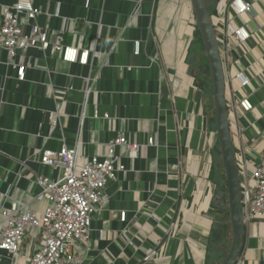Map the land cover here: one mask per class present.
Returning <instances> with one entry per match:
<instances>
[{
    "label": "crops",
    "instance_id": "crops-1",
    "mask_svg": "<svg viewBox=\"0 0 264 264\" xmlns=\"http://www.w3.org/2000/svg\"><path fill=\"white\" fill-rule=\"evenodd\" d=\"M47 1L37 0L48 7ZM51 1V12L62 3V16H41L39 21L61 28L63 17H70L65 42L79 45L84 36L83 44L92 46L98 37L102 55L92 65H80L29 50L25 56L32 66L27 80L19 81L16 69L7 64L0 35V207L18 202L22 210L45 211L48 200L35 175L57 177L59 170L40 164L39 151L75 141L81 127L83 77L98 75L83 127L85 156L106 154L109 142L122 133L142 144L153 137L154 143L143 146L138 159L117 148L124 170L118 169L106 188L107 199L93 217L89 243L75 245L82 263L219 264L227 251L209 259L208 249L216 224L223 223L216 207L224 205V172L212 92L206 95L191 71L197 29L191 0H94L90 7L86 0ZM208 1L213 20L227 23L225 31L232 32L229 24L244 25L251 34L235 47L234 55L251 80L247 91L254 107L236 113L230 125L238 161L257 163L264 156V0H247L252 7L239 16L231 0ZM72 18L77 33L70 29ZM138 40L141 52L135 54ZM49 81L60 88L71 84L75 91L56 103ZM95 108L101 113L98 118L93 117ZM53 110L60 115L59 127L51 125ZM124 210L127 217L122 221ZM227 235L220 239L225 247ZM42 242V230L30 228L18 264ZM155 248L161 252L145 260ZM11 261L9 253L0 255V264ZM236 264H264V218L246 224Z\"/></svg>",
    "mask_w": 264,
    "mask_h": 264
},
{
    "label": "built area",
    "instance_id": "built-area-1",
    "mask_svg": "<svg viewBox=\"0 0 264 264\" xmlns=\"http://www.w3.org/2000/svg\"><path fill=\"white\" fill-rule=\"evenodd\" d=\"M94 0H86L87 7L92 6ZM104 3L106 0H103ZM48 7L38 4L37 0H14L9 3L0 2V35L2 45L8 53L7 64L16 69V78L19 81L27 80V71L31 63L26 60L25 54L29 50H39L45 55L60 59L68 64L90 65L102 55L97 50L98 37L92 41V46L83 44L84 36L79 45L66 43L65 36L70 17H63L61 28L52 27L49 23L39 21L41 16H62V3L56 4L51 12V0ZM237 16L250 10L252 4L247 0H231ZM232 18H236L237 16ZM231 21V20H230ZM90 23V21H87ZM76 19H71L70 29L75 30ZM214 23V22H213ZM223 24V26H222ZM223 37L217 36L219 49L223 61L226 81V102L229 118L242 111H252L254 104L248 89L251 80L246 77L235 59V47L250 39V32L244 25L232 26V32L225 31L227 23L220 20ZM226 26V29H225ZM141 41H135L134 53L140 54ZM109 54V53H108ZM92 65V64H91ZM82 107L78 113L81 124L78 136L72 144L65 140L58 149L42 148L39 151L38 161L44 167L59 170L57 177L46 173L35 175V182L42 188V196L48 200V206L43 213L30 209L22 210L18 202L0 207V255L4 252L12 256L10 264H18L20 249L30 228H40L43 233L42 245L26 258L24 264H83L80 256L75 252L77 242L89 243L92 232V221L99 206L107 199L106 188L111 180L116 179L120 155L118 147H124L130 158L138 159L142 147L152 145L154 138L149 137L147 143L131 141L124 133L109 142L107 153L104 155L85 156L83 145V127L87 119V107L94 92L96 76H84ZM50 95L53 99H66L68 93L75 91L69 84L63 88L57 87L52 81L48 82ZM229 96V98H228ZM58 102V101H57ZM56 102V103H57ZM56 110L50 113L51 125L59 127L60 115ZM101 116L95 108L93 117ZM109 118V114L105 113ZM231 121V120H230ZM86 157V158H83ZM242 185L243 214L245 224L255 223L264 218V156L260 162L239 163ZM9 195L8 190L4 192ZM122 221L126 220L127 211H121ZM130 244H133L130 241ZM159 245V242L157 243ZM161 251L155 248L146 254L145 260L153 258ZM2 264V263H1Z\"/></svg>",
    "mask_w": 264,
    "mask_h": 264
},
{
    "label": "water",
    "instance_id": "water-1",
    "mask_svg": "<svg viewBox=\"0 0 264 264\" xmlns=\"http://www.w3.org/2000/svg\"><path fill=\"white\" fill-rule=\"evenodd\" d=\"M191 2L211 72L215 129L225 176L226 204L231 227V242L226 256L219 264H236L243 249L246 224L243 214L241 177L225 96L224 66L212 13L208 9L206 0H191ZM219 227L222 231L224 223H220Z\"/></svg>",
    "mask_w": 264,
    "mask_h": 264
},
{
    "label": "trees",
    "instance_id": "trees-1",
    "mask_svg": "<svg viewBox=\"0 0 264 264\" xmlns=\"http://www.w3.org/2000/svg\"><path fill=\"white\" fill-rule=\"evenodd\" d=\"M206 2H207L209 11L212 13L209 7V1L206 0ZM194 47H195L194 48L195 51L193 52V56L191 59V71L196 77L197 83L201 86L204 93L206 95H211V92H212L211 72H210L209 64L207 61L203 42L199 34L198 28L196 29ZM224 182H225V176H224ZM222 195H223V200L225 203L224 205L219 204L216 207V211L219 214L218 216L222 217L221 215H223V217L219 219L220 221H223L224 228L221 231L219 227V222L218 224H216L213 236L211 237V242L209 244V249H208L209 259H212V257L219 258L224 254V251H227V248L221 244L222 242L220 239L222 235L229 233L228 231L231 230V227H230V223H228L229 219H228V209H227V204H226L225 190Z\"/></svg>",
    "mask_w": 264,
    "mask_h": 264
},
{
    "label": "rangeland",
    "instance_id": "rangeland-1",
    "mask_svg": "<svg viewBox=\"0 0 264 264\" xmlns=\"http://www.w3.org/2000/svg\"><path fill=\"white\" fill-rule=\"evenodd\" d=\"M209 7H210V9H211V11H212V7L210 6V4H209ZM212 17H213V15H212ZM213 22H214V26H215V28H216V30H217V34L219 35V36H221V34H222V32H221V30L219 29V28H221V25H219L218 23H217V21H215V19L213 20ZM193 54V53H192ZM228 98H229V96H228ZM231 113V115H232V117H233V113L232 112H230ZM242 162V160L241 159H239V163H241ZM228 222V221H227ZM229 223V222H228ZM229 233H228V235H227V241H228V243L226 244V248H227V250H228V248H229V245H230V241H229V237H231V230H229L228 231ZM210 264H212L211 262H210Z\"/></svg>",
    "mask_w": 264,
    "mask_h": 264
}]
</instances>
